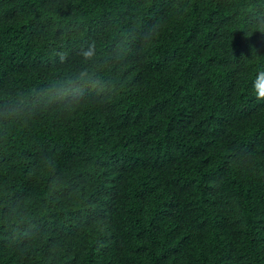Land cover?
Instances as JSON below:
<instances>
[{"label": "trees", "instance_id": "obj_1", "mask_svg": "<svg viewBox=\"0 0 264 264\" xmlns=\"http://www.w3.org/2000/svg\"><path fill=\"white\" fill-rule=\"evenodd\" d=\"M262 4L0 0V264H264Z\"/></svg>", "mask_w": 264, "mask_h": 264}, {"label": "clouds", "instance_id": "obj_2", "mask_svg": "<svg viewBox=\"0 0 264 264\" xmlns=\"http://www.w3.org/2000/svg\"><path fill=\"white\" fill-rule=\"evenodd\" d=\"M264 8V4L260 6ZM246 10L256 11L251 4L245 5ZM242 30L247 33L260 32L264 33V12H256V21L254 23H244ZM250 35V36H251ZM86 67L80 71L70 74V76L59 81L49 95L62 97L70 91H75L81 85L102 86L109 71L103 65L96 63V50L89 47L83 52ZM250 86L254 95L258 99H264V69L258 70L250 80Z\"/></svg>", "mask_w": 264, "mask_h": 264}]
</instances>
